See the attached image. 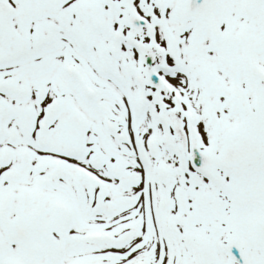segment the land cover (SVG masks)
Listing matches in <instances>:
<instances>
[{"label": "snow or ice", "instance_id": "snow-or-ice-1", "mask_svg": "<svg viewBox=\"0 0 264 264\" xmlns=\"http://www.w3.org/2000/svg\"><path fill=\"white\" fill-rule=\"evenodd\" d=\"M0 264H264V0H0Z\"/></svg>", "mask_w": 264, "mask_h": 264}]
</instances>
